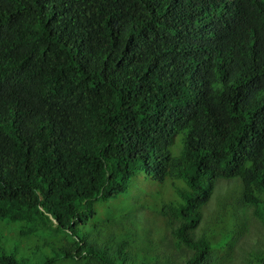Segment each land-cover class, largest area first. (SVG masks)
<instances>
[{"label":"trees","instance_id":"16d2710c","mask_svg":"<svg viewBox=\"0 0 264 264\" xmlns=\"http://www.w3.org/2000/svg\"><path fill=\"white\" fill-rule=\"evenodd\" d=\"M0 264H264V0H0Z\"/></svg>","mask_w":264,"mask_h":264},{"label":"rangeland","instance_id":"374dc122","mask_svg":"<svg viewBox=\"0 0 264 264\" xmlns=\"http://www.w3.org/2000/svg\"><path fill=\"white\" fill-rule=\"evenodd\" d=\"M226 187V186H224ZM216 198H214V202L210 204V211L214 208L215 204H216Z\"/></svg>","mask_w":264,"mask_h":264},{"label":"clouds","instance_id":"9594fccd","mask_svg":"<svg viewBox=\"0 0 264 264\" xmlns=\"http://www.w3.org/2000/svg\"><path fill=\"white\" fill-rule=\"evenodd\" d=\"M196 12V11H195Z\"/></svg>","mask_w":264,"mask_h":264}]
</instances>
